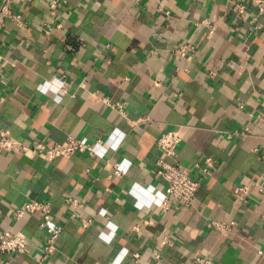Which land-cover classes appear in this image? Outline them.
Here are the masks:
<instances>
[{"label": "crops", "instance_id": "crops-1", "mask_svg": "<svg viewBox=\"0 0 264 264\" xmlns=\"http://www.w3.org/2000/svg\"><path fill=\"white\" fill-rule=\"evenodd\" d=\"M52 1L15 3L29 33L8 23L2 34L0 132L32 147L74 137L93 153L50 163L0 152V234L23 235L29 249L12 264H38L46 245L40 213L13 217L33 200L50 201L49 225L63 227L44 264H155L163 238L174 245L162 248V264L196 256L264 264V195L253 189L247 203L234 195L237 186H264V14L239 13L227 0ZM185 44L196 53L177 55ZM103 99L124 103L125 114ZM172 130L181 136L176 161L200 182L188 208L164 209L155 173L157 140ZM67 197L83 201L78 218ZM212 221L236 225L220 233Z\"/></svg>", "mask_w": 264, "mask_h": 264}, {"label": "built area", "instance_id": "built-area-1", "mask_svg": "<svg viewBox=\"0 0 264 264\" xmlns=\"http://www.w3.org/2000/svg\"><path fill=\"white\" fill-rule=\"evenodd\" d=\"M27 0H0V40L8 23L12 24L23 33H29V27L24 18L15 11V3H23ZM233 5L239 13H245L249 7H254L259 14H264V0H227ZM58 0H53L50 8L57 7ZM59 28V27H58ZM48 34V31L44 30ZM2 44L0 42V74L6 70L7 60L3 56ZM196 53V47L192 44L181 45L176 54L181 57H190ZM14 64V63H13ZM12 64V65H13ZM2 84H6L4 78L0 79ZM103 102L120 112H124V103H115L109 99H103ZM140 120L133 122L138 124ZM242 132L236 131L234 135H241ZM181 142L179 131H168L160 135L157 140V146L161 151V157L156 163L155 173L162 181L165 187V197L167 202L163 205L164 209H169L173 205L177 209L188 208L193 205L194 199L200 188V182L192 178L190 171L180 162L176 161V149ZM93 153V146L83 141L77 140L74 137H69L62 144L29 146L14 139L11 133L7 130L0 132V152H10L28 157H37L46 162H55L58 159H68L75 154H83L85 152ZM215 160L205 158L203 160L202 172L209 176L214 169ZM114 175H122L118 166L115 167ZM253 189H257L260 196L264 195V186L260 182L251 183L249 185L237 186L234 189V195L241 201L247 203L250 196L253 195ZM170 203V204H169ZM66 204L71 208V217L78 218L77 212L83 208V201L76 198L67 197ZM34 213L42 215L41 228L47 231L46 245L43 248L38 264H44L48 258L53 256L57 250V241L63 232L61 226H50L52 220V203L50 201H29L24 203L20 208L14 210L13 217L15 220H21ZM260 217L264 220V205L260 211ZM80 223L83 227L91 225L90 219L81 218ZM236 225L235 222L212 221L209 224L210 228L224 233L229 232ZM145 223H139L133 226V231L139 236L143 231ZM174 242L170 238H163L159 242L160 249L152 252V259L155 264H162V248L172 247ZM29 253L28 240L21 234H13L5 232L0 234V257H3L2 264H12L13 257L17 254ZM262 255V252H259ZM135 260L140 258V254H133ZM192 264H213L212 260L202 256H196L192 260Z\"/></svg>", "mask_w": 264, "mask_h": 264}]
</instances>
